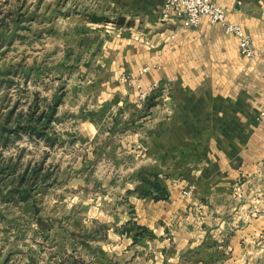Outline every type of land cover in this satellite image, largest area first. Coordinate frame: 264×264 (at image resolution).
I'll return each instance as SVG.
<instances>
[{
  "label": "crops",
  "instance_id": "1",
  "mask_svg": "<svg viewBox=\"0 0 264 264\" xmlns=\"http://www.w3.org/2000/svg\"><path fill=\"white\" fill-rule=\"evenodd\" d=\"M57 1H43L47 16L72 18L51 9ZM215 1L252 37L255 58L206 19L193 29L163 20L165 0H79V36L105 32L79 63V131L91 138L83 147L98 146L89 131L106 120L112 131L128 126L117 151H108L126 160L124 178L89 205L92 228H107L104 240L94 237L99 251L87 252L91 264H264V0ZM23 3L0 0V54L18 43V21L37 14L24 13ZM94 15L116 22L95 23ZM124 76L162 90L140 109ZM155 180L166 199L142 194Z\"/></svg>",
  "mask_w": 264,
  "mask_h": 264
},
{
  "label": "rangeland",
  "instance_id": "2",
  "mask_svg": "<svg viewBox=\"0 0 264 264\" xmlns=\"http://www.w3.org/2000/svg\"><path fill=\"white\" fill-rule=\"evenodd\" d=\"M43 1L24 0V13L37 14L18 21V43L4 44L0 54V264H91L87 252L99 251L94 237L104 240L107 228H92L89 205L113 195L124 178L126 160L110 158L108 151H117L128 126L112 131V119L106 120L100 130L89 131L98 146L83 147L91 138L79 131V63L105 32L88 29L79 36V0H58L51 7L68 9L69 19L47 16ZM112 17L103 23L115 24ZM127 77L129 86L138 81ZM160 90L151 91L144 105L137 99L138 108L147 109ZM54 94L57 114L37 125L40 137L30 128L57 104Z\"/></svg>",
  "mask_w": 264,
  "mask_h": 264
},
{
  "label": "built area",
  "instance_id": "3",
  "mask_svg": "<svg viewBox=\"0 0 264 264\" xmlns=\"http://www.w3.org/2000/svg\"><path fill=\"white\" fill-rule=\"evenodd\" d=\"M163 20H174L183 29H193L199 26L203 19H206L210 25L221 26L225 33L234 36L239 41L240 53L246 58H255L256 51L252 37L246 29L233 22H229L227 11L224 6L218 4L215 0H165ZM175 36H172L174 39ZM157 69L156 65L143 68L144 73ZM123 81L131 84L132 80L127 77ZM135 87L139 92L138 103L145 104L151 95V91L160 89L159 83L152 84L150 89L143 87L138 81H134ZM258 120L263 125L264 132V110L260 113ZM196 190L195 185L189 186L183 190V196L191 198Z\"/></svg>",
  "mask_w": 264,
  "mask_h": 264
},
{
  "label": "trees",
  "instance_id": "4",
  "mask_svg": "<svg viewBox=\"0 0 264 264\" xmlns=\"http://www.w3.org/2000/svg\"><path fill=\"white\" fill-rule=\"evenodd\" d=\"M59 97V96H58ZM56 95L54 96V102H56L57 104H55V106H52V105H49L48 107H49V109H44L42 112H41V114H40V116L38 117V119H37V121H36V126L34 127V128H30V131L31 130H34L36 133H37V135H39L40 137H42V134H38V130H37V125H40L41 123H42V119H46V117L47 116H49L48 118H49V121H51L52 119H54L55 118V116H56V114H57V106H58V101H55L57 98H58ZM33 117V116H32ZM32 120V122H33V119L34 118H31ZM29 122H30V120H29ZM32 122H30L29 124H28V127L31 125V123ZM147 186H149L150 188L149 189H146L142 194L143 195H150V194H152V193H154V192H156L157 193V195L155 196V199H157V200H161V199H166L167 197H168V192L166 191V189L165 188H163L161 185H160V183L157 181V180H155V181H153V182H149V183H147ZM153 191H151V190Z\"/></svg>",
  "mask_w": 264,
  "mask_h": 264
},
{
  "label": "water",
  "instance_id": "5",
  "mask_svg": "<svg viewBox=\"0 0 264 264\" xmlns=\"http://www.w3.org/2000/svg\"><path fill=\"white\" fill-rule=\"evenodd\" d=\"M107 17L105 16H98V15H94L92 17V21H94L95 23H103L105 21H107ZM119 25H124L125 24V19L124 18H120L118 21Z\"/></svg>",
  "mask_w": 264,
  "mask_h": 264
}]
</instances>
